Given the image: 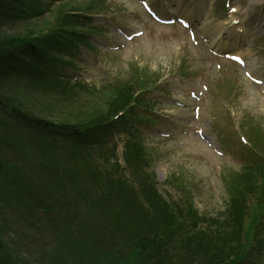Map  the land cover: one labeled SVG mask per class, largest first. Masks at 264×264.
Listing matches in <instances>:
<instances>
[{"label":"trees","instance_id":"16d2710c","mask_svg":"<svg viewBox=\"0 0 264 264\" xmlns=\"http://www.w3.org/2000/svg\"><path fill=\"white\" fill-rule=\"evenodd\" d=\"M17 4L0 0V264H226L241 255L253 226H243L245 195L264 203V136L251 138L255 158L233 177L225 217H197L188 198L169 203L134 132L122 152L127 174L113 149L88 145L101 130L125 129L129 106L141 104L134 86H112L100 100L94 87L53 77L60 55L85 44L81 16L66 2ZM6 14L23 19L14 34L4 29ZM29 90L51 99L42 105L49 112L55 102L66 106L47 116ZM21 240L34 250L22 252Z\"/></svg>","mask_w":264,"mask_h":264},{"label":"rangeland","instance_id":"374dc122","mask_svg":"<svg viewBox=\"0 0 264 264\" xmlns=\"http://www.w3.org/2000/svg\"><path fill=\"white\" fill-rule=\"evenodd\" d=\"M107 1L109 13L97 15L95 20L101 29L100 33L92 34L95 49L76 57L77 67L68 74L100 87L109 80H130L137 70L140 77L150 73L152 91L146 98L153 108L141 112L152 120L139 119L137 114L131 122L136 124L150 153V168L155 172L160 192L169 200L190 195L202 214H225L230 195L228 176L247 162L246 157L250 159L247 152L250 147L241 138L248 141L249 130L252 134L257 130L264 136V84H254L245 77V68L227 58L213 56L205 48L204 35L220 30L219 22L224 16L221 0L185 3L171 0L172 4L166 5L162 0H148L164 15L177 9L179 14L185 13L193 19L198 28L193 41L184 29L152 22L134 0ZM263 2L229 0L250 33L247 39L240 40V49L233 52L242 53L247 70L261 80H264ZM182 3L184 6H180ZM18 24L8 25L9 33L14 34L23 25ZM135 30L142 31V35L130 41L123 39L122 33L131 34ZM108 47L118 50L106 51ZM28 95L33 97L35 107L42 108L47 101L33 90ZM86 98L80 93L78 101L84 103ZM64 106L56 111L54 103V111L42 109L45 115L51 116ZM196 106L198 111L194 110ZM125 134L117 138L115 134L112 137L104 133L106 139L114 140L118 156ZM173 175L176 181L171 185L169 180ZM20 243L22 252L34 250L32 243L22 240Z\"/></svg>","mask_w":264,"mask_h":264},{"label":"bare ground","instance_id":"6f19581e","mask_svg":"<svg viewBox=\"0 0 264 264\" xmlns=\"http://www.w3.org/2000/svg\"><path fill=\"white\" fill-rule=\"evenodd\" d=\"M221 26H222L221 30L218 32V34H221L220 32L224 31L227 38H231V37L237 38L238 37L237 34L242 32L243 30H245V26L241 23L240 20H237L235 16H230L224 23H222ZM9 32H10V30L7 33L11 34ZM233 32L236 33V35ZM227 40H230V39H227ZM231 42L232 41H230V43H228V45L225 42L223 44H224V46L225 45L230 46ZM211 43H213V40L211 41ZM220 43L221 42H218V44H220ZM31 171L32 172H30V175L34 174L33 173L34 172V168H32Z\"/></svg>","mask_w":264,"mask_h":264},{"label":"snow or ice","instance_id":"6c2138e0","mask_svg":"<svg viewBox=\"0 0 264 264\" xmlns=\"http://www.w3.org/2000/svg\"><path fill=\"white\" fill-rule=\"evenodd\" d=\"M233 11H235V10H233ZM237 59H239V58L237 57Z\"/></svg>","mask_w":264,"mask_h":264}]
</instances>
